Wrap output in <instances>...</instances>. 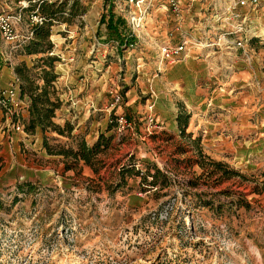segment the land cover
Returning <instances> with one entry per match:
<instances>
[{"label": "rangeland", "instance_id": "obj_1", "mask_svg": "<svg viewBox=\"0 0 264 264\" xmlns=\"http://www.w3.org/2000/svg\"><path fill=\"white\" fill-rule=\"evenodd\" d=\"M49 1L66 2L69 22L51 25L50 49L26 55L22 48L39 16L25 10L28 0H0L16 34L12 43L0 37V73L25 64L36 78L47 67L39 59L56 57L57 117L79 126L72 136L48 130L49 144L75 147L101 130L109 145L94 158L96 172L83 163L66 170L64 157L46 155L35 137L13 128L15 120L26 121L22 103L11 105L13 115L0 107V264H264V0L251 15L261 38L236 50L208 49L192 65L187 57L159 58L163 34L169 38L175 25L165 9L171 21L162 27V1ZM74 1L80 11L70 16ZM108 11L124 19L120 29L134 35L133 44L119 47L109 35L100 21ZM140 12L136 26L131 16ZM218 21L213 25L222 26ZM207 24L216 39L220 28ZM187 72L193 84L173 90L172 80H189ZM1 79L0 89L14 84ZM181 104L194 111L206 135L204 153L221 160V168L210 160L201 166L197 144L169 136L161 118L150 125L155 110L158 116ZM132 159L140 175H125L123 184L119 173ZM146 160L166 177L154 187L148 183L156 171Z\"/></svg>", "mask_w": 264, "mask_h": 264}, {"label": "trees", "instance_id": "obj_2", "mask_svg": "<svg viewBox=\"0 0 264 264\" xmlns=\"http://www.w3.org/2000/svg\"><path fill=\"white\" fill-rule=\"evenodd\" d=\"M29 5L27 11H34V14L38 15L41 18V22L35 23L33 26V37L24 44L22 52L26 55L44 53L47 49L52 47L50 41L51 35V25L57 21L69 22V18L64 17V9L66 7V2L61 1H49V0H28ZM77 1H74L69 6V14L73 16L77 14L76 12L80 11V8L77 7ZM101 22L105 23L106 29L109 32V35L115 39L121 47L122 45L133 44L135 41L134 35L130 33L124 34V31L120 29L121 23L125 22L122 17L116 16L112 11H108V15H102ZM46 46V48H44ZM47 67L41 68L40 72L37 74V77L30 75L29 70L25 64H18L14 67V72L17 77V88L19 92V97H26L28 100V111L29 118L26 120L24 125V130L27 133H34L36 128L40 129L43 133V146L46 148L48 153L61 155L65 159V169L70 170L73 167L77 166L78 163H83L92 168L94 172L97 169L94 168V158L99 154L103 153L109 145V138L104 137L102 133L99 134L97 140L92 145H87V143L82 139L79 140L75 147L70 148H60L54 150L48 142V137L46 135L47 131H52L61 136H72V131L74 130V125L66 120L61 125L54 121L56 110L60 107V100L57 94V89L55 87V80L57 78L56 74L53 71V62L56 60V57L45 56L39 59ZM38 67H41L38 65ZM48 68V69H47ZM39 81H35V80ZM2 104L0 103V107ZM3 107V106H2ZM185 108L182 105H179V113L177 116V124L180 135L191 139V134L187 132L189 127V117L190 114L185 111ZM195 144H197V153L200 157L198 159L200 165L202 166L204 160H210V162L217 168H221L223 163L221 161H214L203 154L199 143V137H194L192 139ZM69 158L72 164H68L66 159ZM203 160V161H202ZM136 168V169H135ZM152 168L156 171L151 175V180L148 183V186L154 187L158 183V177L166 179L162 175L159 169L153 165ZM139 169L136 167L135 160H131L127 165L123 166L119 176L123 180V184L126 183L125 175H140ZM150 171V169L148 170ZM225 174L240 175L238 171H223ZM227 172V173H226ZM146 175H142V179L146 181Z\"/></svg>", "mask_w": 264, "mask_h": 264}, {"label": "built area", "instance_id": "obj_3", "mask_svg": "<svg viewBox=\"0 0 264 264\" xmlns=\"http://www.w3.org/2000/svg\"><path fill=\"white\" fill-rule=\"evenodd\" d=\"M142 1V0H139ZM188 3L205 2L214 11L211 20H220L222 26L217 27L219 32L216 39L209 41L196 40L190 35L182 32L179 37H174L173 33L169 34L166 42L159 46V58L164 62H174L176 60L186 58L189 53V47L193 45L201 48L236 50L238 48H245L248 42L252 39H259L263 33L253 25L251 15L256 14L262 0H186ZM166 9H170L175 17V31L181 28L183 17V9L180 0H167ZM142 12L139 15L131 16V22L139 26L142 21ZM41 22V18L38 19ZM205 27V26H204ZM0 37L7 43H12L15 38V30L11 25L9 18L0 14ZM17 78L14 84L7 89H0V103L5 108L7 113L11 115L16 114L11 109V105L18 106L22 102L21 98L17 97ZM115 100L118 101L120 96L115 94ZM152 109V105L149 106ZM149 123H156V118L152 115L148 116ZM123 120L120 117L119 121ZM17 131L26 133L23 123L19 119L12 124ZM137 166V165H136Z\"/></svg>", "mask_w": 264, "mask_h": 264}, {"label": "crops", "instance_id": "obj_4", "mask_svg": "<svg viewBox=\"0 0 264 264\" xmlns=\"http://www.w3.org/2000/svg\"><path fill=\"white\" fill-rule=\"evenodd\" d=\"M162 1V2H160ZM161 3V7L159 9V11H161V14H160V19L161 21H163L162 23V27L165 28H168L169 27V23L171 20L168 19L169 15L168 13L166 12V2L164 0H156V5H159L158 3ZM208 5V3H201V2H196V3H187V1H184L182 3V9H183V17H184V20L182 22V25H181V28L179 30H176L174 29V23H173V35L174 37L178 38L180 33L184 32L188 35H190L192 38L196 39V40H199L201 39L202 41H209V40H213L215 38V33L216 31L214 32L213 30L212 31H206V26L208 25L207 22L209 20V22L211 23L210 25L213 27V29H216L217 27L215 26V24L213 25L214 21L211 20V16H212V12H208V8L206 7ZM158 11V12H159ZM168 16V17H167ZM206 25V26H205ZM205 26V27H204ZM161 27V26H160ZM166 30V29H165ZM165 34V35H164ZM163 34V39L164 41L166 42L168 40V36L167 34L164 32ZM209 49V51H211L212 53L215 52L214 49H211V48H201L200 46H197V45H193L191 47H189V53H188V56H187V59L185 61V64H196V61H194L192 58L195 57L196 55L198 54H203L205 52H207V50ZM192 59V60H191ZM198 59V58H197ZM186 68H189V67H186ZM7 72V77H6V82L7 81H10L12 84L14 83L15 81V74H14V71L13 69H10V68H7L5 69V67H2L1 68V73H0V76H2L3 72ZM188 74V72H187ZM189 75H193V73L191 74H188V78L189 80L187 81H181V80H172L171 84H172V87L173 90H176L174 89L175 87H178V88H181L183 91L185 90V87L189 88V86L192 83V80L194 79V75L193 76H189ZM2 78L1 79V82L3 84L6 85V82L4 81V78L3 77H0ZM1 83V84H2ZM56 88L58 89V86L55 84ZM8 87H10L8 85ZM7 87V88H8ZM181 92V91H179ZM178 92V93H179ZM58 94V93H57ZM17 96H19V92L17 90ZM24 103H22L23 105L20 106L21 108H24L25 110V113L23 114V116L25 117L26 120H28L29 118V111H28V100L26 97H24ZM61 100V98H60ZM182 105V104H181ZM186 106V105H185ZM185 109L188 108L187 106L184 107ZM187 112L190 114V117H189V128L187 129V132L189 134H191V139H193L194 137H199L200 139V143H199V146L203 152V154H206L207 153H204V148H203V144H204V140H205V133L201 132V130H199V125L195 122L194 119L191 118L192 114H193V110L191 109H186ZM154 117L156 119L158 118H161V123L164 125V127H162V130L163 129H166L168 131V134L169 136H171L172 138L173 137H176V136H180L182 138H186L182 135H180L179 133V129H178V124H177V116H178V113H179V105L177 106H172L170 107L169 111H158V116H157V111L155 110L154 111ZM167 113H170L169 115ZM7 114V112H5V115ZM59 117V116H58ZM57 117V114L55 113V118H54V121H57V122H61L63 121V123L67 120L66 118H58ZM8 120V117L6 118V121ZM165 120V122H164ZM72 124L74 125V130H76V128L79 126L78 123H73ZM197 129V130H196ZM218 130L219 127L215 128L214 130ZM6 132H8V129L6 130ZM102 131L100 130L99 133H101ZM212 132V133H211ZM2 133H5L4 131ZM212 137H218L220 133H217V132H214L212 130H210L208 132ZM47 134V133H46ZM24 136L26 137H35L36 141L39 142V148H41V150L48 156H58V157H62L61 155H56V154H51V153H48L46 148L43 146V133L41 132L40 129L36 128L35 132L34 133H24ZM86 136H89L88 134ZM203 136V138H202ZM1 138L3 137V135L0 136ZM98 138V134L96 136H93L90 138V140H88V137L85 138V142L87 143V145H92ZM7 139H8V134L6 133V136L5 138H3V141L2 143L6 146V145H9V143L7 142ZM202 139H203V143H202ZM209 156V155H207ZM140 158L141 155H140ZM210 159L214 160V161H221V160H215L214 158L210 157ZM143 161V159H141ZM151 166L155 165L159 170H162L158 165L156 164L155 162H150V161H147ZM83 166H87L89 167L88 165H85L83 164Z\"/></svg>", "mask_w": 264, "mask_h": 264}]
</instances>
